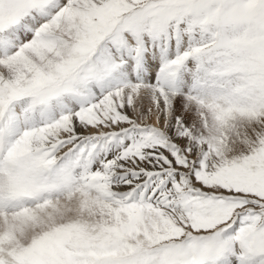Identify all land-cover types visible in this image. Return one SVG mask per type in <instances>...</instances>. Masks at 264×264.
<instances>
[{
	"label": "snow or ice",
	"instance_id": "6c2138e0",
	"mask_svg": "<svg viewBox=\"0 0 264 264\" xmlns=\"http://www.w3.org/2000/svg\"><path fill=\"white\" fill-rule=\"evenodd\" d=\"M0 264H264V0H0Z\"/></svg>",
	"mask_w": 264,
	"mask_h": 264
}]
</instances>
